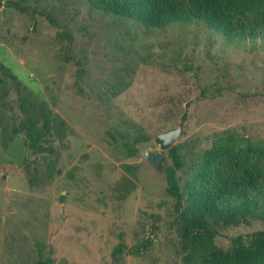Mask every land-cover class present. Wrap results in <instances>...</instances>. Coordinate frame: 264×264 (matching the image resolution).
Listing matches in <instances>:
<instances>
[{"label":"rangeland","instance_id":"1","mask_svg":"<svg viewBox=\"0 0 264 264\" xmlns=\"http://www.w3.org/2000/svg\"><path fill=\"white\" fill-rule=\"evenodd\" d=\"M0 1V61L66 123L48 149H27L28 168L0 164V264H180L171 159L155 137L181 126V189L218 137L264 145V39L228 40L200 21L146 28L85 0ZM3 79L0 151L20 117ZM129 141L160 153V169L128 156ZM261 229L219 226L215 242Z\"/></svg>","mask_w":264,"mask_h":264},{"label":"trees","instance_id":"2","mask_svg":"<svg viewBox=\"0 0 264 264\" xmlns=\"http://www.w3.org/2000/svg\"><path fill=\"white\" fill-rule=\"evenodd\" d=\"M105 13L129 18L146 28H165L173 23L203 22L228 40L264 39V0H85ZM1 3V1H0ZM0 75L17 96L20 117L4 141L5 148L15 136L23 137L26 151L41 152L42 143L53 132L60 137L64 120L46 102L26 91L11 69L0 61ZM185 118V115H182ZM128 156L136 155L135 141L124 143ZM50 150H53L50 147ZM171 164L164 167L167 192L175 197L176 223L180 237V264H264V229L248 238L232 237L231 245L216 244L219 226H238L264 220V145L225 135L218 137L202 156L194 181L181 189L176 171L182 165L176 145L167 150ZM25 154L26 168L29 167ZM37 171L38 168L34 167ZM53 175V162L46 167ZM198 183L203 184L198 185ZM144 237L142 246L149 243ZM125 245L119 243L113 258ZM136 252H138L136 250ZM50 257L37 264H52Z\"/></svg>","mask_w":264,"mask_h":264},{"label":"water","instance_id":"3","mask_svg":"<svg viewBox=\"0 0 264 264\" xmlns=\"http://www.w3.org/2000/svg\"><path fill=\"white\" fill-rule=\"evenodd\" d=\"M181 132V126L168 129L155 137L161 150H168L172 147ZM26 145L24 139L20 135H15L7 144L5 148L0 151V164L7 162L23 163L25 162ZM136 155L142 159L148 160L157 165L160 169L164 157L160 153L143 151L138 149Z\"/></svg>","mask_w":264,"mask_h":264}]
</instances>
